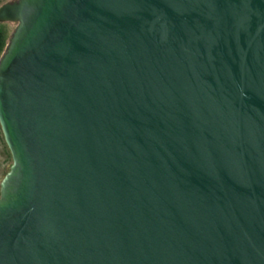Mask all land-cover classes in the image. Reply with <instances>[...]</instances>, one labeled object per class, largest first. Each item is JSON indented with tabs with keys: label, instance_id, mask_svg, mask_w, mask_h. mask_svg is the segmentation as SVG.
I'll return each instance as SVG.
<instances>
[{
	"label": "water",
	"instance_id": "95a60500",
	"mask_svg": "<svg viewBox=\"0 0 264 264\" xmlns=\"http://www.w3.org/2000/svg\"><path fill=\"white\" fill-rule=\"evenodd\" d=\"M0 23V264H264V0H17Z\"/></svg>",
	"mask_w": 264,
	"mask_h": 264
},
{
	"label": "rangeland",
	"instance_id": "374dc122",
	"mask_svg": "<svg viewBox=\"0 0 264 264\" xmlns=\"http://www.w3.org/2000/svg\"><path fill=\"white\" fill-rule=\"evenodd\" d=\"M16 1L17 0H0V7L4 4L13 3ZM15 26H16L15 24H11V23H0V30L3 31L4 41L6 44L4 52H5L6 47L8 45L11 34L13 33V31L15 29ZM4 52H3V54H4ZM2 55H1V57H2ZM1 57H0V59H1ZM11 165H12L11 155H10L9 150L7 149L6 145H5V142H4L1 130H0V183H1L2 179L4 178V176L7 174V172L9 171V168L11 167Z\"/></svg>",
	"mask_w": 264,
	"mask_h": 264
},
{
	"label": "trees",
	"instance_id": "16d2710c",
	"mask_svg": "<svg viewBox=\"0 0 264 264\" xmlns=\"http://www.w3.org/2000/svg\"><path fill=\"white\" fill-rule=\"evenodd\" d=\"M1 31L2 30H0V57L3 54L5 46H6L5 41H4L3 31L2 32Z\"/></svg>",
	"mask_w": 264,
	"mask_h": 264
}]
</instances>
